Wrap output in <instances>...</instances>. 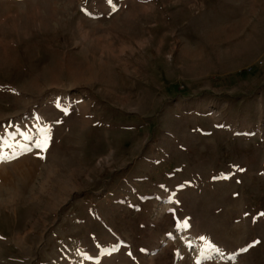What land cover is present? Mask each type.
Wrapping results in <instances>:
<instances>
[{
  "label": "rangeland",
  "instance_id": "rangeland-1",
  "mask_svg": "<svg viewBox=\"0 0 264 264\" xmlns=\"http://www.w3.org/2000/svg\"><path fill=\"white\" fill-rule=\"evenodd\" d=\"M0 137V264H264V0H0Z\"/></svg>",
  "mask_w": 264,
  "mask_h": 264
},
{
  "label": "snow or ice",
  "instance_id": "snow-or-ice-1",
  "mask_svg": "<svg viewBox=\"0 0 264 264\" xmlns=\"http://www.w3.org/2000/svg\"><path fill=\"white\" fill-rule=\"evenodd\" d=\"M63 111L65 112L66 115L68 114L67 108L63 109ZM24 139L32 141V144L24 146V148L21 150V154H24L28 151H31L33 148H35L38 150L37 154L40 155V158H43V156L41 154L48 150V147H49L50 142H51L50 130H40L39 135L35 139H33V137H31V136L24 135ZM2 140H3V137H0V143H2ZM11 158L15 159L16 156L13 154V156ZM6 159H8V157L4 155V153L2 151V147H0V162H3ZM184 226L187 227L186 221L184 222ZM201 239H204V238L201 237ZM241 251H247V249L246 248L241 249ZM198 264H199V262H198Z\"/></svg>",
  "mask_w": 264,
  "mask_h": 264
}]
</instances>
